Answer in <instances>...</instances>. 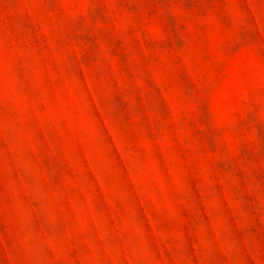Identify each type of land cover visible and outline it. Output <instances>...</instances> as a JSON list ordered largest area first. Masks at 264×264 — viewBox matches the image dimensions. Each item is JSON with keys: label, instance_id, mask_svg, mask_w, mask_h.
<instances>
[{"label": "rangeland", "instance_id": "374dc122", "mask_svg": "<svg viewBox=\"0 0 264 264\" xmlns=\"http://www.w3.org/2000/svg\"><path fill=\"white\" fill-rule=\"evenodd\" d=\"M0 264H264V0H0Z\"/></svg>", "mask_w": 264, "mask_h": 264}]
</instances>
